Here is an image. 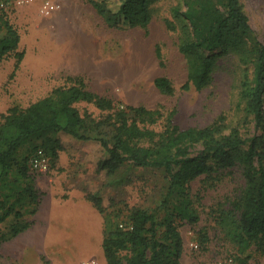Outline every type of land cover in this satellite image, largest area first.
Masks as SVG:
<instances>
[{
  "label": "trees",
  "instance_id": "1",
  "mask_svg": "<svg viewBox=\"0 0 264 264\" xmlns=\"http://www.w3.org/2000/svg\"><path fill=\"white\" fill-rule=\"evenodd\" d=\"M109 26L146 29L152 19L154 0H87ZM172 8L183 16L190 33L179 49L186 59L187 81L201 90L213 79L219 58L233 54L242 65L251 66L239 77L238 96L252 114L259 134L243 137L237 127L227 131L220 115L204 126L184 129L173 125L171 115L158 126L162 112L145 105L116 106L91 90L80 76H68V83L25 108L10 106L0 114V223L14 216L6 230L0 229V243L25 231L32 223L25 215L37 213L41 199L31 174L29 160L37 148L57 157L62 145L55 134L63 131L77 139H91L92 133L110 128V137L100 136L107 156L99 169L115 172L122 163L164 168L167 192L153 210L111 202L105 213L102 200L88 193L103 214L102 250L106 264H182L183 237L179 225L200 220L191 183L202 174L239 166L243 185L227 207L218 209L217 224L236 248L238 264H247L252 246L264 257V40L250 25L239 0H180ZM167 27L175 24L166 19ZM21 36L9 13L0 7V60L17 54ZM207 51V52H206ZM162 93H171V80L155 77ZM92 104L100 112L81 109ZM198 145V146H197ZM26 152L21 151L23 147ZM206 236L203 235V240ZM246 253V254H245ZM225 264H234L233 259Z\"/></svg>",
  "mask_w": 264,
  "mask_h": 264
},
{
  "label": "rangeland",
  "instance_id": "2",
  "mask_svg": "<svg viewBox=\"0 0 264 264\" xmlns=\"http://www.w3.org/2000/svg\"><path fill=\"white\" fill-rule=\"evenodd\" d=\"M54 1L60 7L49 15H43L37 4L26 5L35 6L34 24L19 23V10L26 6L8 11L21 36L19 51L24 46L31 55L35 53V62L29 55L27 61L31 62L17 63V54L0 60V114L10 106L25 108L53 88L70 82L68 76H80L91 90L110 98L116 106L159 108L163 115L158 126L169 115L173 125L181 129L204 126L223 115L227 131L237 127L243 137L263 131L238 96L239 77L245 72L250 76L251 66H238L233 54L219 58V66L208 86L201 90L184 86L187 65L179 43L190 33V26L183 16L173 14L172 8L180 0H154L152 19L146 29L109 26L87 0ZM239 2L256 36L264 40V0ZM166 19L175 24V29L167 27ZM159 75L171 80V93H162L155 86L154 79ZM80 108L95 114L100 112L86 102ZM55 136L62 145L57 157H50L45 171L30 170L42 200V210L51 209L47 200L56 198L60 200V209L69 211L65 198L73 195L81 200L84 211L94 206L88 193L101 198L105 213L113 209V200L120 206L147 210L161 203L168 188L164 168L136 166L126 161L113 173L99 169V160L107 156L99 137L109 138V127L103 128L101 134L92 133V138L86 140L63 131ZM26 148L21 151L26 152ZM243 182L239 166L202 174L192 181L200 220L179 225L184 241L182 264H225L230 258L238 264L236 248L224 237L216 219L218 209L229 205ZM95 210L98 223L89 241L55 237L44 244L37 243L35 256L25 260L5 255L4 244L0 243V264H106L101 246L103 214ZM35 218V230L48 223L39 215ZM14 220L13 215L9 216L0 223V229L6 230ZM247 252L251 256L247 264H264V257L255 246Z\"/></svg>",
  "mask_w": 264,
  "mask_h": 264
},
{
  "label": "crops",
  "instance_id": "3",
  "mask_svg": "<svg viewBox=\"0 0 264 264\" xmlns=\"http://www.w3.org/2000/svg\"><path fill=\"white\" fill-rule=\"evenodd\" d=\"M19 11L18 20L20 24H34L35 6H26ZM24 48L25 47L23 46V57L21 60L26 62L31 54L26 48ZM33 48L35 49L34 46ZM31 56L33 57L31 61L35 62V53ZM31 61H27V64ZM47 203L49 204L47 206H50L51 209L42 210L41 200L37 213L30 215L29 218H27L32 220L29 228L19 233L16 237L3 243L5 255H9L11 258L18 260L33 258L35 256V245L37 243L44 244L55 237L69 240H90L98 223L95 216V209L97 208L89 206L88 208H84L83 211L81 200L76 199L73 195L65 198V203L68 206L69 211H63V208L60 209V200H57L56 198L48 199ZM57 207L58 209H56ZM85 214L86 217L84 216ZM88 214L91 215L90 219ZM38 215L48 223L35 230V221H37L35 216ZM79 226H83V228L80 229Z\"/></svg>",
  "mask_w": 264,
  "mask_h": 264
},
{
  "label": "built area",
  "instance_id": "4",
  "mask_svg": "<svg viewBox=\"0 0 264 264\" xmlns=\"http://www.w3.org/2000/svg\"><path fill=\"white\" fill-rule=\"evenodd\" d=\"M31 4H37L43 15H49L60 7V4L54 0H0V7L7 12L20 7ZM50 157L43 148H37L30 157L29 165L31 169L37 171H45L49 167ZM230 258L229 261H231Z\"/></svg>",
  "mask_w": 264,
  "mask_h": 264
}]
</instances>
